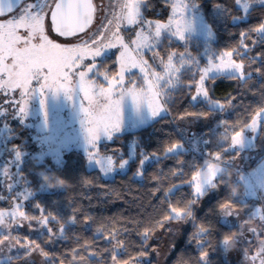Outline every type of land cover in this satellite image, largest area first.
Here are the masks:
<instances>
[{"label":"snow or ice","instance_id":"6c2138e0","mask_svg":"<svg viewBox=\"0 0 264 264\" xmlns=\"http://www.w3.org/2000/svg\"><path fill=\"white\" fill-rule=\"evenodd\" d=\"M235 3L248 7L247 0H235ZM260 3H264V0H260ZM165 4L171 9V15L166 20H153L144 15L146 9L151 7L149 0H109L111 18L106 15L104 19L107 23H101L93 31V20L100 10L93 0H28L22 8L16 10L4 7L3 0H0V115L6 111L23 115L28 98L36 92L41 96V110L44 109L43 97L46 90L54 93L62 91L68 98L75 93L80 99L84 114L82 124L89 145L88 158L95 160L100 171L107 175L115 167L123 168L126 163L124 160H117L113 155L102 154L97 144L101 136L110 140L113 133L120 129V99L114 97L130 95L135 103H145L155 117L166 110L167 97L182 84L188 89L193 101L203 96L208 98L209 104L223 111L231 107L237 98L232 95L225 101L210 98L208 83L212 81H209V73L213 71L227 73L241 88L255 95L257 89H252V83L249 82L253 81V73L264 75V68L255 67L257 61L264 56V49L256 51L254 55L251 50L260 42L257 34L264 37V22L251 32L241 31L240 41L235 48L221 52L215 62L209 61L207 67L197 68L192 78L183 79L187 72L192 71V59L186 52L175 50L170 51L165 58L161 55V47L169 36L179 40L185 38V32L191 28V22L186 16L189 5L184 0H172L170 5L165 0ZM49 19L52 31L76 42L62 44L51 39L48 34L49 25L46 23ZM126 31L133 32L134 36L122 34ZM111 49L118 50L115 61L112 65H99L96 58ZM148 54H151L152 63L145 58ZM133 70L139 71L143 84L126 80L129 71ZM258 91L264 98V84L260 85ZM209 115L208 111H185L177 119L207 118ZM220 123L223 126L222 139L225 144L216 150L205 151L202 161L191 166L194 168L191 178L169 190L170 193L178 190L181 185H187L191 188V194L186 203L181 201L171 204L169 201L170 210L165 217L167 221L181 223L191 218L190 206L199 202L207 188L219 189L227 186L223 182L221 168L233 169L235 180L232 183L244 182L253 187L264 184V163L245 176L235 171V159L239 158V152H234L232 156L226 155L230 149L242 150L245 133L249 129L256 132L258 124H264V100L257 105L250 122L245 120L231 125L228 121ZM248 144L250 146L251 142ZM181 147L179 141L173 142L164 148L163 155L173 153ZM11 148L12 155L4 158L5 162L0 165V200L11 201L9 209H0V264H34L30 262L33 252H39L46 260L49 253L44 251L37 239H21L19 234L13 235L16 228L24 227L27 222L30 231L46 237L45 244H53L64 238L68 226L76 225L78 221L75 212L69 219L64 220L56 214L46 212L39 202L35 204L39 215L29 214L24 210L23 203L32 193L27 187L23 191H14L22 182L26 184V178L20 167L23 154L15 145ZM160 157L158 153L142 156L134 175L142 176L145 161ZM205 161L212 163L206 164ZM215 163L222 167H213L212 164ZM13 164L16 166L13 167ZM172 174L183 176V167L180 166V171ZM5 190L7 196L2 194ZM159 191L160 188L157 187L153 195ZM218 209L224 216L232 215L237 218H240L243 210L230 196L219 203ZM256 211H261L259 220L264 222V209H256L249 215L250 218L256 217ZM91 222L92 218L86 216L83 224L87 226ZM53 224L59 225L58 231L51 226ZM241 228L242 231L224 233L221 243L230 248L238 239L243 238L245 244H250L246 232L257 236L264 234V223L247 229L241 225ZM211 230V224L205 227L203 223H198L193 240L198 245L202 244L203 237L210 234ZM127 232L128 229L125 228L124 233ZM122 235L119 230H112L104 236L98 229L97 237H102L111 247L104 248L99 255L97 250L80 255V250L74 249L72 264H76L77 256L82 264H91V258H96L99 264H138L148 254L144 251L146 247L138 256L122 260L121 253L128 248L127 241L121 238ZM148 239L149 230L146 229L141 234L144 245ZM204 248L205 246L200 251V264L206 261L207 251ZM243 254L245 257L250 256L247 249ZM257 258L259 264H264V239L260 240L259 251L250 256L253 262ZM60 264H63V260Z\"/></svg>","mask_w":264,"mask_h":264},{"label":"trees","instance_id":"16d2710c","mask_svg":"<svg viewBox=\"0 0 264 264\" xmlns=\"http://www.w3.org/2000/svg\"><path fill=\"white\" fill-rule=\"evenodd\" d=\"M189 2L197 8L204 22L213 32L214 40L209 47L215 55L235 48L240 41L241 31L251 32L264 22V4H254L247 12H243L235 0H189ZM149 4L151 7L144 12L146 17L154 20H165L168 17L170 8L165 4V0H149ZM168 4H171L169 0ZM257 38L260 42L251 50L253 55L256 51L264 49V37L257 34ZM172 50L186 52L187 56L197 60L200 65L206 62L205 58L200 57L204 47L197 39L179 42L167 38L161 47V55L166 58ZM114 61L113 56H107L99 61V65H112ZM195 66L196 64L193 63L192 69ZM255 67L264 68V56L257 61ZM194 73V71L187 72L183 79L192 78ZM252 80L249 83H252L250 85L252 89H257L255 95L241 88L228 76L209 77V81H212L208 83L211 98L220 101H225L230 95L237 98L232 102L231 107L218 112L214 123L228 121L231 125L240 124L245 120L250 122L257 105L264 100L258 91L260 85L264 84V75L258 76L253 73ZM186 83L187 80L184 81L185 85ZM172 92L173 94L167 97L165 115L138 130L115 135L110 143L100 145L101 153H111L118 159L117 152L125 156L130 144L134 143L135 156L124 173L105 179L96 169H88L84 155L76 150L66 152L61 164L56 163L51 156L45 157L40 162L28 157L22 163L21 169L26 178V185L32 193V196L23 203L24 210L29 214L39 215L35 208V204L39 202L46 212L56 214L64 220L69 219L75 212L78 221L76 225L68 226L64 238L58 239L53 244H45L46 237L30 236L32 239H37L44 251L49 253V258L46 260L38 252L45 259V264H60L61 260L63 264H72L74 249L80 250V255H86L93 250H97L99 255L104 248H110L111 246L102 237H97L98 229L104 236L112 230L123 233L121 238L127 241L128 248L126 252L121 253L122 260L138 256L144 247H146L144 251L148 254L155 249L156 245L152 239L170 223L165 219L170 210L169 201L171 204L181 201L186 203L191 194V188L187 185H181L178 190L170 193L169 190L173 189L174 185H180L184 180L190 179L194 170L191 166L200 163L203 159L193 148L163 155L164 148L171 143L185 142L179 133L177 117L185 111H208L210 115L215 111L207 101H191L188 89L182 84ZM12 127V133H16L17 136L9 142V145L31 144L27 129L22 128L18 123L13 124ZM204 131L207 136L206 151L216 150L224 145L219 143L223 126L216 130L208 127ZM262 134L264 127L261 130ZM30 148L29 146L27 149ZM234 152L238 151L229 150L226 155L232 156ZM153 153H158L161 157L145 165L141 180L136 179L134 173L142 156ZM261 157L264 158V151ZM180 166L183 167V176H173V172L180 171ZM222 174L223 182L227 186L207 189V193H210V190L215 193H210L203 204L190 206L192 217L179 240L174 243V250L166 264H200L199 255L204 246V250L207 251L204 264H235L225 260L221 239L224 233L236 232L238 228L220 221L218 205L229 196L242 208L248 205V201L243 199V186L239 182L232 183L235 176L230 170L226 169ZM157 187L160 191L153 195ZM165 193L168 194L165 196ZM86 216L92 218V222L87 226L83 224ZM198 223H203L205 227L211 224L212 228L210 234H205L200 245L193 240ZM51 226L58 231V224ZM125 228L128 229L127 233H124ZM146 229L149 230V239L144 245L141 234ZM52 257L56 259L53 260ZM76 264H82L79 256L76 257ZM91 264H99V262L96 258H91ZM145 264L157 263L152 259Z\"/></svg>","mask_w":264,"mask_h":264},{"label":"rangeland","instance_id":"374dc122","mask_svg":"<svg viewBox=\"0 0 264 264\" xmlns=\"http://www.w3.org/2000/svg\"><path fill=\"white\" fill-rule=\"evenodd\" d=\"M169 1L172 3V0ZM26 2H28V0L21 3L17 9L22 8ZM32 2H35V0H32ZM93 2L100 7V10L96 13L93 22V31H95V28L99 27L101 23H107L104 17L109 15L110 9L108 8L109 0H93ZM184 2L189 5L186 16L191 22V28L185 32V38L183 40H179L172 36H169L168 38L179 42H186L194 39L201 41L204 51L201 52L200 57L205 58L206 62L203 65H200L197 60L192 59L188 55V57H190L196 64L194 69H192V71L196 72L195 69L197 68L207 67L209 61L215 62L216 57L219 54L215 55L210 50L209 46L214 40V35L210 27L204 22L201 13L198 12L197 8L193 6L189 0H184ZM254 4L264 3H260V0H247V8H245L243 5L238 6L243 12H247L248 9ZM169 15H171V9L169 10L168 16ZM109 18H111L110 15ZM46 23L49 25L48 20ZM48 34L51 39L58 43L68 44L76 42L72 38L61 39L55 37L50 32V28ZM122 34L126 36H134V33L131 31H126ZM117 52V49L106 50V54L102 53L100 57L96 58V61L99 64V61L107 56H113L114 59H116ZM145 58L149 59V62L152 63L151 54H148ZM157 70L159 71L160 69L157 68ZM218 75L228 76L227 73H216L215 71L209 73V77ZM126 80H135L138 83L143 84V79L138 70L129 71L128 75L126 76ZM43 98L45 101L43 110H41L40 106V93L36 92L28 98L26 111L23 115L19 114L18 112L13 113L11 111H6L3 115H0V165L5 162L4 158L12 155V148L11 145H9V142L17 136L16 133H12V126L13 124L18 123L22 128L28 130L29 136L31 137L30 139L32 141L31 144L16 146V148L23 154L21 157L20 167L28 157L35 158L38 162H40L45 157L51 156L56 161V163L61 164L66 152L69 150H76L84 155L86 167L88 169H96L105 179H111L116 174L124 173L128 170L129 162L135 156L134 143L130 144L125 156H123L120 152H117V160L126 161L124 167H115L113 171L107 175L100 171V166L95 162V160H89L87 155V149L89 145L86 142V132L82 124L84 114L81 111L80 99L75 93L72 94L71 98H68L62 91L54 93L51 90H46ZM114 98L120 99V129L118 132L113 133L110 140L107 137L101 136L97 141L98 148L103 143H110L115 135L138 130L166 114L165 110L153 117L145 103H135L130 95H124L123 97L116 96ZM197 100H204L208 102V98L203 96L197 97L195 101ZM191 101H193L192 97ZM208 105L215 109V111L207 118L189 117L177 121L179 133L183 136L185 142L180 143L182 147L173 153L193 148L199 155L203 157V153L206 151L205 146L207 144V136L204 130L208 127L212 130L221 129L222 127L221 123H214V120L219 114L218 112L222 111L216 108L214 105L209 104V102ZM262 127H264V124H258L256 132H253L249 129L245 133V143L242 150L230 149L239 152V158L235 159V171H237L239 174L247 176L253 171V169L264 163V158L261 157L262 152L264 151V134L261 135ZM222 135L219 138V143L225 144V140L222 139ZM230 139L231 135H228V142H230ZM249 141L251 142L250 146L248 144ZM29 146L31 148L27 149ZM102 154L113 155L111 153ZM155 160L156 158H151L145 161L143 168L145 165ZM205 163L211 164L212 162L205 161ZM252 164H254V166L251 167L250 165ZM15 166L16 165L13 164V167ZM212 166L221 168L219 163L212 164ZM221 170L222 173L226 171V169L223 168H221ZM229 170L231 174L234 175L233 169L229 168ZM205 175H207V173H205ZM134 177L138 180H141V176L134 175ZM239 183L243 186V199L248 201V205L242 208L243 210L240 214V218L232 215L224 216L221 213L219 218L223 224L229 226L235 225L238 228V231H242L241 225L247 229L256 227L259 223H264L259 220L261 211H256L255 218H250L249 216L256 209H264V184L253 187L244 182ZM24 187H27V185L22 182L17 186L16 189H14V191H23ZM210 191L211 194L215 193L213 190ZM210 193L206 192V194L199 200L197 204H203ZM2 194L5 196L8 195L6 190ZM31 196H29V198ZM10 205L11 201L9 199L0 200V209H9ZM193 207H196V204ZM189 219L181 223L170 222L164 230L161 232L159 231L156 237L152 239L153 243L156 245L155 249L150 251L146 257L141 258L138 264H145L152 259L156 261L157 264H166L168 257L174 250V243L179 240L182 231L189 222ZM245 221L247 222L246 224L244 223ZM16 234H20L21 238L40 235L35 231H30L27 226V222H25L24 227L16 228L13 231V235ZM246 238L251 241L250 244H245V240L241 238L237 240L236 244L233 243L230 248H228L226 245H223L225 260L235 264H259V258L253 262L250 259V256L255 255L259 251L260 240L264 239V234L257 236L251 232H246ZM245 249L249 250V257H245L243 254ZM30 262H34V264H45V259L42 258L38 252H33L32 256L30 257Z\"/></svg>","mask_w":264,"mask_h":264},{"label":"water","instance_id":"95a60500","mask_svg":"<svg viewBox=\"0 0 264 264\" xmlns=\"http://www.w3.org/2000/svg\"><path fill=\"white\" fill-rule=\"evenodd\" d=\"M26 1V0H23V2ZM21 0H3V6L4 7H11L13 8L14 10H16L20 4H21ZM49 22V28H50V32L55 36V37H58V38H61V39H70V38H65V37H62V36H59L57 33H55L54 31L51 30V21L50 19L48 20ZM94 22V20H93Z\"/></svg>","mask_w":264,"mask_h":264},{"label":"clouds","instance_id":"9594fccd","mask_svg":"<svg viewBox=\"0 0 264 264\" xmlns=\"http://www.w3.org/2000/svg\"><path fill=\"white\" fill-rule=\"evenodd\" d=\"M222 167V166H221ZM45 183H47V181H45Z\"/></svg>","mask_w":264,"mask_h":264}]
</instances>
